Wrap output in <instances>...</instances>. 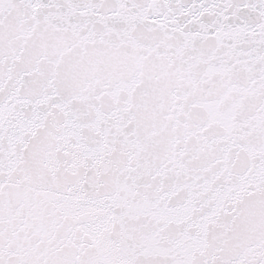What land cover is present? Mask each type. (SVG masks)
<instances>
[{
	"label": "snow or ice",
	"instance_id": "6c2138e0",
	"mask_svg": "<svg viewBox=\"0 0 264 264\" xmlns=\"http://www.w3.org/2000/svg\"><path fill=\"white\" fill-rule=\"evenodd\" d=\"M0 264H264V0H0Z\"/></svg>",
	"mask_w": 264,
	"mask_h": 264
}]
</instances>
